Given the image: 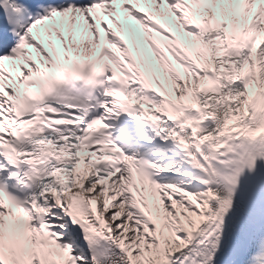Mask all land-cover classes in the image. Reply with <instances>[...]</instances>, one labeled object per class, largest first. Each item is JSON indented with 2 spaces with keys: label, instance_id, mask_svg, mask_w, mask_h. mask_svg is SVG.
I'll list each match as a JSON object with an SVG mask.
<instances>
[{
  "label": "snow or ice",
  "instance_id": "1",
  "mask_svg": "<svg viewBox=\"0 0 264 264\" xmlns=\"http://www.w3.org/2000/svg\"><path fill=\"white\" fill-rule=\"evenodd\" d=\"M0 264H264V0H0Z\"/></svg>",
  "mask_w": 264,
  "mask_h": 264
}]
</instances>
